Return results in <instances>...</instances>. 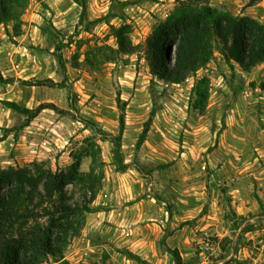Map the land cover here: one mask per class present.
Returning a JSON list of instances; mask_svg holds the SVG:
<instances>
[{"label": "rangeland", "instance_id": "374dc122", "mask_svg": "<svg viewBox=\"0 0 264 264\" xmlns=\"http://www.w3.org/2000/svg\"><path fill=\"white\" fill-rule=\"evenodd\" d=\"M204 1L264 22V0ZM177 5L178 0H87L80 23L74 0H30L20 36H9L11 24H0V73L11 80L0 81V169L66 170L72 152L92 150L90 142L100 148L97 162L84 155L80 166L82 173L92 167L103 173L94 210L63 258L42 264H143L130 253L150 264H173L167 247L192 264H264V62L247 71L226 63L214 48L210 61L181 83L155 78L142 54L99 70L84 62L95 44L116 47L106 21H123L113 15L125 16L138 43ZM59 41L66 44L65 75L53 53ZM202 76L209 79L210 96L198 112L190 100ZM48 78L67 86L23 83ZM118 98L126 102L122 162L115 161L111 143L120 128ZM2 100L29 109L48 106L27 122L26 114ZM67 191L72 203L85 200L80 185L70 184Z\"/></svg>", "mask_w": 264, "mask_h": 264}, {"label": "trees", "instance_id": "16d2710c", "mask_svg": "<svg viewBox=\"0 0 264 264\" xmlns=\"http://www.w3.org/2000/svg\"><path fill=\"white\" fill-rule=\"evenodd\" d=\"M29 1L0 0V24L6 27L11 24V29L6 30L9 36L22 34V15ZM74 1L81 7V23L87 14V0ZM255 1L251 0L250 4ZM112 17L123 21L120 25L106 21L116 40V47L95 44L85 53L84 62L95 70L118 60L125 62L127 56L142 54L155 78L181 83L210 61L214 48L219 49L226 63L236 62L247 71L264 62V22L247 15H235L204 0H178L176 8L165 19L158 20L145 39L138 43L132 39L133 28L125 21V16L115 14ZM64 46L66 44L59 41L53 53L65 75ZM74 59V66L79 67L78 57ZM0 81L11 82L10 79H3L1 73ZM23 83L28 86H67L65 80L56 82L50 78L25 80ZM209 96V79L206 76L197 78L192 87L191 108L203 112ZM1 102L12 110L26 114L27 122L48 106L40 104L36 109H29L22 108L15 101ZM118 103L121 104L120 128L117 135H111V143L115 161L122 162L121 136L125 126L126 102L118 98ZM60 112L69 114L63 109ZM81 121L92 126L95 124L86 119ZM146 133L147 128L138 146ZM90 146L92 150L86 149L84 153L72 152L74 161L66 170H53L42 165L0 169V264H42L49 257L63 258L71 239L81 233L86 214L94 210L91 204L101 189L102 172L96 174L93 167L87 173L80 172L84 155L90 156L93 163L97 162L100 148L94 149L96 145L92 142ZM70 184L80 185L84 190L85 200L82 203L71 202L67 191ZM167 252L172 256L173 264H192L183 258L177 248L167 247ZM130 256L143 264H150L137 255L130 253Z\"/></svg>", "mask_w": 264, "mask_h": 264}, {"label": "crops", "instance_id": "0c3cea01", "mask_svg": "<svg viewBox=\"0 0 264 264\" xmlns=\"http://www.w3.org/2000/svg\"><path fill=\"white\" fill-rule=\"evenodd\" d=\"M42 9H45V8H42ZM159 18H160V19H164V16L161 15ZM31 19H32V17H31ZM0 26H1V25H0Z\"/></svg>", "mask_w": 264, "mask_h": 264}]
</instances>
